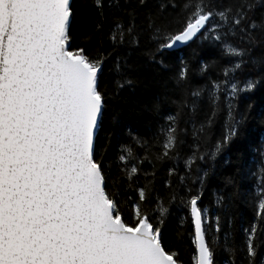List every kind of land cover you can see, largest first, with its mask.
<instances>
[{"label":"snow or ice","instance_id":"1","mask_svg":"<svg viewBox=\"0 0 264 264\" xmlns=\"http://www.w3.org/2000/svg\"><path fill=\"white\" fill-rule=\"evenodd\" d=\"M195 40L221 50L219 77L190 88L181 58L170 78L179 110L161 127L162 151L154 160L129 147L112 152L127 126L114 101L141 88L149 96L142 111L159 114L152 88L172 100L169 60ZM259 88L264 0H0V264H264V145L259 171L241 164L211 207L203 199L209 172L197 164L215 161L250 118L264 123V104L236 110L241 94ZM224 104L228 120L212 151ZM184 116L191 155L182 151ZM144 161L153 171L140 168ZM157 162L171 163L164 196ZM242 206L251 215L237 225ZM173 221L187 229L177 242L166 237ZM185 234L187 252L178 246Z\"/></svg>","mask_w":264,"mask_h":264},{"label":"trees","instance_id":"2","mask_svg":"<svg viewBox=\"0 0 264 264\" xmlns=\"http://www.w3.org/2000/svg\"><path fill=\"white\" fill-rule=\"evenodd\" d=\"M187 63L189 68V87L199 88L203 87L208 80L215 79L220 75V69L225 64L224 57L221 56V50L216 48L211 41L207 40H195L190 42L179 50H177L172 58L169 60V67L166 69L165 78L168 83V94L175 100H165L163 93L165 89L160 86H153L150 93V97L161 100V110L159 114H153L150 112L142 111L143 104L147 102L149 96L143 92L141 88L137 90H129L125 93L127 99H120L114 101V107L123 113L126 117L127 126L122 130H117V137L119 144H114L111 151L118 153L121 147H129L133 152L141 159L145 156L148 160H154V157L162 151V143L164 140L161 134V127L166 125L168 115H176L179 104V94H173L171 89L175 81L170 79L178 74L180 71V59ZM204 65H208V70L205 73L201 72V68ZM243 85L241 84V87ZM223 99V98H222ZM236 110L243 112L247 109L248 103H253L254 106L264 104V88H259L253 93L241 94L236 100ZM201 107L206 111L207 103L204 102ZM256 108L254 107L252 116L255 115ZM203 119L201 115L198 117ZM187 120V116H184L179 121L180 128L184 129L183 136L185 144L182 151L186 155H191L192 149L189 147L193 143L192 125L187 124L185 126L184 121ZM228 120L227 106L224 104L222 110L217 114L214 125L211 128L210 140L208 143V149L214 151L212 147L215 142L222 136L225 131L224 125ZM197 127L199 125L197 124ZM131 133V135H130ZM143 141V146L137 143L136 140ZM264 145V123L250 118L242 127V134L240 137L233 140L226 148L217 155L215 161L211 159L205 162L198 161L197 164L203 171H208L209 176L206 181L204 189V203L211 207L215 201V194L228 190L230 186L226 184V181L234 177L237 174L238 168L241 164H247L249 166L255 165L256 171H259L257 159L259 157L258 148ZM204 146H201V151H204ZM171 167L170 162H164L156 164L157 179L156 186L160 190L162 196L166 195L167 189L161 188V184L164 180L168 179L167 169ZM142 170L148 172L153 171V164L148 161L140 164ZM180 175L184 174L183 161L180 163ZM193 176L195 175L196 165L193 166ZM202 174V172H201ZM151 179V177H149ZM175 183L176 177L171 178ZM256 177L249 176L246 183L252 185V191L255 192ZM141 185L144 183V177L140 175ZM244 214L246 216L251 215L250 208H240L237 213V225H239V216ZM182 230L187 232L186 227L181 228L178 222L173 221L166 225V237L169 241L177 242V231ZM178 246L185 252L191 248L188 236L185 234L182 240H179ZM187 260V255L185 257Z\"/></svg>","mask_w":264,"mask_h":264},{"label":"water","instance_id":"3","mask_svg":"<svg viewBox=\"0 0 264 264\" xmlns=\"http://www.w3.org/2000/svg\"><path fill=\"white\" fill-rule=\"evenodd\" d=\"M184 46H186V45H184ZM184 46H181L180 48H182V47H184Z\"/></svg>","mask_w":264,"mask_h":264}]
</instances>
